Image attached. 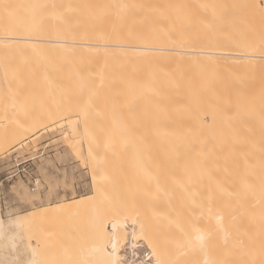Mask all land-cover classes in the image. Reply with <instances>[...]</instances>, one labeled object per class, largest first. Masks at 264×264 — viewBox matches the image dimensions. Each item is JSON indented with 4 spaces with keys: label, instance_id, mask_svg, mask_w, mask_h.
Instances as JSON below:
<instances>
[{
    "label": "bare ground",
    "instance_id": "6f19581e",
    "mask_svg": "<svg viewBox=\"0 0 264 264\" xmlns=\"http://www.w3.org/2000/svg\"><path fill=\"white\" fill-rule=\"evenodd\" d=\"M8 10V25L0 28V44L8 43L16 54L54 57L61 88L127 94L130 103L151 106L152 167L148 163L145 170H153L156 189L150 187L151 178L148 192L156 191L159 199L149 197L152 202L143 196L151 202L150 209L141 195L136 197L143 200V205L139 202L143 207L135 205L138 200L131 193L134 202L128 198L131 204L126 207L109 197L113 212L106 230L100 228L101 221L89 220L95 222L92 238L103 230L104 237H94L98 240L91 244L84 239L90 245L86 253L82 250L85 243L79 248L81 254L77 249V258H83L84 264H197L202 256L204 264H239L246 257L245 264L249 263L250 246H241L245 240L242 227L252 225L253 186L264 187V0H11ZM79 128L71 124L72 138L66 136L78 147ZM139 139L135 134V140ZM90 144L87 159L94 165L90 169L95 174V190L100 181L115 187L118 182L113 184L112 177L119 161L127 158V163L129 157L117 155L121 160L114 158L116 166L112 157L117 144L110 143L109 153L100 138L93 137ZM77 154L81 157L80 150ZM170 186L176 189L173 195ZM167 189L173 196L170 199L168 193L163 196ZM88 195L63 197L57 205L35 206L25 213L8 209L4 218L0 181V224L4 226L0 229V262L76 263L71 251L76 247L69 246L68 251L63 244L61 248L64 220L60 218L82 213ZM117 195L121 197L113 196L114 201L117 197L123 199L119 200L122 204L124 198L129 201L122 193ZM179 196L184 197L183 206L172 205L183 212L181 217L169 209V200L174 203L173 198ZM162 197L169 204H161ZM254 201L264 205L262 196ZM96 221L101 230L96 229ZM55 222L61 229L57 231L61 235L55 236L60 243L54 241L52 231L43 230H53ZM43 234L45 241H53L45 242ZM59 250L68 251L64 259Z\"/></svg>",
    "mask_w": 264,
    "mask_h": 264
},
{
    "label": "rangeland",
    "instance_id": "374dc122",
    "mask_svg": "<svg viewBox=\"0 0 264 264\" xmlns=\"http://www.w3.org/2000/svg\"><path fill=\"white\" fill-rule=\"evenodd\" d=\"M9 4L11 5V0H0V28H5L8 25V20L10 16V10H8ZM6 44H0L1 212L3 211V217L7 218L8 209H13V212L25 213L30 211L32 208H35V206H40L41 208H44L45 205L49 204H52V206L57 205L60 203V200L63 197L73 199L80 195L89 194V201L86 204V209H82L83 214L79 210L80 214L79 212H74L71 214H67L66 216L63 215L66 219L61 216L62 219L60 218V220H64L63 222L57 220L58 225H60L59 222L64 223V225H60L63 226V228L60 227L63 229V234L66 233L64 234L66 235L65 238L62 234L61 239H59L60 241H62V243H60L58 240V238H60L58 236L61 235H58V233H61V229L59 230V226L58 228H56V222L54 223L55 225L52 228L53 230H46L48 227L46 229H43L48 233L52 231V235L54 236L55 242L58 240L57 242L60 243V245L64 244L66 246V249L68 245V251L70 249H73L75 246V251H71H73V256L77 258V255L79 256V254L75 255L74 253H78L76 251L77 249L83 246V244L85 243L84 239L85 241L89 239L87 242L91 244L93 241L98 240H96L98 236H103L102 233H104L103 231L106 230V228L104 227L109 224V220L107 219L111 217L110 214H112L113 212V210H111L113 208V203H121L122 206L124 205L123 207H126L131 204H128L130 200L132 201V203L134 202V200H141V198H137L138 195H141L142 199H144L143 196L147 197L148 199L149 197H151L150 199L152 200L154 198H158L156 197V191L154 193L152 192L156 189L154 186L155 184H153L155 183V175L153 174V170H150L147 167L150 173L149 171L147 172L151 175H148L145 170L146 164L147 166L150 165V168L152 167L151 159L153 154L150 153L153 152L151 137V106L142 103L138 105L130 103V101L128 100V97H130V95L127 94L77 93L71 90L70 88H61L59 84L61 78L56 73V69L58 70L59 63L55 60L54 57H50L48 59L37 58L34 56H30V54L27 55L25 53H22V51H19L22 54H16L14 53V49H11V45L10 48L8 46V43ZM71 124L74 126H77V124H79V134L81 135V144L79 147L77 146V143L70 142L68 138H66V136L72 138L71 133L68 129L71 128ZM66 132H68L67 135ZM28 133L32 134L28 136L26 135ZM135 134H139L140 136L138 142L137 140H135ZM24 135H26L27 137ZM23 136L25 138L22 139ZM93 137L100 138L104 141L105 151L107 153L110 152V143L117 144V150L114 153V155L116 156L112 157L114 163L116 161V159H114L115 157L118 159H124L125 156L129 157V161L127 163L125 162L127 160L126 158V160H124V162L122 163L121 161L123 160L120 159L121 161H119L117 159L120 163L119 166L116 163L114 164L118 166L119 173L117 172V167L115 166V170L117 173L114 170L116 177H114L115 175L113 173L114 176L112 175V182H120L119 184H114L113 182L115 187L110 186V184L107 182L100 181L99 189L97 191L95 190V184L93 179V177H95V174H93V171L90 169L91 166L94 168V165L91 161H88L87 159V154L90 153L91 149L90 142L92 141ZM33 140L34 142L32 143ZM79 150L81 152V157L77 154ZM15 153H17L20 157H29L32 159L27 164H24L25 167L23 165V168L26 169H24L20 174L14 177H10L8 173L13 169ZM136 154H138L139 157H137ZM117 155L120 158L117 157ZM133 157L134 159H132ZM130 158L134 161V163H132L133 161ZM135 159H137V161H135ZM147 159L150 161H148ZM147 175L149 176V178L147 177ZM149 179H151V183L152 180L154 181L152 183L153 185L150 183L151 189L153 186L152 191L149 189L150 193L148 192V181H150ZM37 181H39V183H37ZM116 187L120 188L121 190L118 188L116 189ZM170 187L171 193L176 190L173 187L175 190L172 191V186ZM113 188L114 190H116L114 191ZM127 190L132 191L129 192ZM125 192L126 194L129 193L128 195L130 197H128V195H125ZM151 192L155 195H153ZM251 192V206L254 211V217H251L252 225L250 228L247 224H244L245 226L243 225L242 227L245 240L241 246L245 248H247V246H250V264H264V205L258 206L256 204V201H254L257 196L264 197V187L257 188L253 186ZM121 193L122 198L126 196L127 199H130L131 195L136 197L137 194V199L134 198V200H132V196V198L130 200L128 199L129 201H127L126 198H124L122 204V202L120 201H122L123 199L118 198L121 197V195H117ZM146 193H149L150 195ZM166 193H168V189L165 193H163V196H165ZM173 194L174 193H172V195ZM180 195H182V193H180ZM113 196L114 198H116L115 196H118V200L115 199L116 201H114ZM171 196H168L169 199ZM174 196H176V194ZM109 197H111L112 199ZM181 197L179 196L178 199L180 202H178L176 197L173 198L175 199V201L173 202L176 204L172 203V200H169V202L171 201V207H169V209L170 212L172 211L173 214L177 212L180 215L181 213L176 211V208L178 206L179 208L181 207ZM164 198L162 197V199L160 198V200L162 201L164 200ZM110 199L113 201L112 204L110 203ZM150 199L149 201H152ZM167 199L166 201H164V203L167 202L166 205L169 204ZM109 200L110 202H108ZM140 200H138V203L136 202L135 205L139 204ZM144 200L145 201H142H148L147 199ZM149 201L148 203L146 202L144 204L149 205V203H151ZM124 202L128 203L125 204ZM164 203L162 201L161 204ZM154 204L156 205L155 202ZM172 204L176 206L178 204L179 205L176 207ZM150 205L149 207L151 209ZM146 206L145 208L148 207ZM163 208L166 210V208L168 207L164 205ZM171 208H174L176 212L174 211V209ZM142 209L144 208H141V210ZM145 210L148 212V214L150 213L148 209ZM145 210H143L142 212L144 213ZM180 211H183V208ZM182 213L180 217L184 215ZM259 213H261V215H258ZM67 216H69L72 220L69 217L67 219ZM90 219H96L101 221L100 223L102 224H100V228L104 229L101 234H98L101 231H98V233L95 234L97 235V237L94 236L96 237L95 239L94 237L92 238L94 234L91 231V226H93L95 222L93 223L92 221H89ZM68 220H71L70 222L74 220L75 222L73 221L74 223L68 224ZM246 220L248 219L246 218ZM65 221H67V223H65ZM99 221H96V226ZM76 222L80 223V227H84L80 228L79 226H77L79 223L76 224ZM66 224H68L69 227ZM70 224H72V226L74 224V229L70 228L72 227ZM47 226H49V224ZM50 226H52V224ZM66 226L68 227V229ZM98 227L99 226H97L96 228L97 230L100 229ZM94 229L95 228H93V231H95ZM79 230H83V232L81 233L79 232ZM68 233H70V235ZM56 234L58 235L57 237H55ZM44 235L45 234H43V236ZM78 235L82 236L79 237L83 240V243H81L82 245L80 244L81 239L77 238ZM170 235H172V230L170 232ZM45 237L46 236H44L43 239L44 241ZM66 237L68 239L70 238L69 242L72 243V245L67 242L68 239L65 240ZM100 239H102V237ZM51 241L53 240H50V242ZM63 241L66 242L63 243ZM87 242L82 247L84 253H86L84 251L85 247H88L90 245L87 244ZM77 243L78 245H75ZM54 244L56 247H60V245H56V243ZM64 245L61 248L64 249ZM69 246L73 247L69 249ZM52 249L50 248L49 250ZM47 250L48 249H46L45 251ZM82 250L79 249V253ZM59 251L64 259L66 255L63 256V254L67 253L68 251H64L65 253L62 252L63 250ZM47 252L49 253V251ZM197 253L199 254V252ZM69 255L70 253H68V257ZM46 256L49 257V254ZM70 256L72 257V254ZM68 257L66 259H68ZM201 258H198L197 264H201ZM51 259L54 258L51 257ZM47 261L50 262L49 260ZM54 261L55 260H53V262ZM61 261L63 262L62 259H60V262ZM67 261L68 260H66L65 262ZM78 261L81 262L80 264H84V262L82 263L83 258L82 261L77 258V260H75L74 262L77 263ZM76 263H73L72 261V264ZM190 263H192V261ZM245 263L246 257H242L239 264ZM249 263L247 262V264ZM184 264H187V261L186 263L184 262ZM202 264H204V261H202Z\"/></svg>",
    "mask_w": 264,
    "mask_h": 264
},
{
    "label": "built area",
    "instance_id": "2783aa9c",
    "mask_svg": "<svg viewBox=\"0 0 264 264\" xmlns=\"http://www.w3.org/2000/svg\"><path fill=\"white\" fill-rule=\"evenodd\" d=\"M31 159L32 158H29V157H24V158L20 157L17 153H15L13 169L8 173L9 176L14 177L20 174L24 169H26V168H23V165L30 162Z\"/></svg>",
    "mask_w": 264,
    "mask_h": 264
},
{
    "label": "snow or ice",
    "instance_id": "6c2138e0",
    "mask_svg": "<svg viewBox=\"0 0 264 264\" xmlns=\"http://www.w3.org/2000/svg\"><path fill=\"white\" fill-rule=\"evenodd\" d=\"M37 183H39V181H37ZM4 228V226L2 225V224H0V229H3ZM202 239V238H201ZM0 264H7V262H0ZM30 264H38V262L37 261H35V260H32L31 262H30Z\"/></svg>",
    "mask_w": 264,
    "mask_h": 264
}]
</instances>
